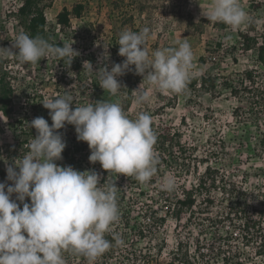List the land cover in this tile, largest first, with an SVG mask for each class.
I'll list each match as a JSON object with an SVG mask.
<instances>
[{"label": "rangeland", "instance_id": "374dc122", "mask_svg": "<svg viewBox=\"0 0 264 264\" xmlns=\"http://www.w3.org/2000/svg\"><path fill=\"white\" fill-rule=\"evenodd\" d=\"M20 1L0 0V48H11L15 36L24 31L17 23L16 10L12 9ZM256 1L260 3L257 7L253 6L251 0H240L241 6L250 17V22L241 26L238 31H232L229 26L225 29L217 28L201 15L210 0H42L48 30L55 15L64 6L70 8L74 2L84 3L81 15L75 17L71 14L69 27L53 36V40H62L66 44L74 42L72 47L79 55L73 59L80 67L75 68L72 62L68 66L55 57H48L41 58L36 64L29 63L31 72L28 73L21 67L17 58H0V70L6 72L14 88L12 112L7 116L0 113L1 149L3 150L5 145H13L18 138L20 124L17 120H21L22 124H29L33 118L43 117L51 125L49 110L42 105L45 99L67 93L74 97V104L71 105L73 108L95 101L92 82L96 81L99 85V68L107 64L110 70L113 63H121L125 59L118 54L117 43L121 32H139L148 27L150 37L144 47L150 56L155 50L177 47L176 41L187 40L194 53L195 75L217 76L213 91L194 89L189 87L188 83L185 91L180 94L170 91L156 92L141 105L135 102V89L151 87L147 84L146 77L137 75L134 71L117 77L122 86L117 95L109 97L110 102L119 101L123 108V104L130 97L129 106L125 110L130 119L136 118L141 112L147 113L156 126L177 127L181 132V140L185 142L186 152L182 156L184 160L191 162L190 170L180 171L176 164L169 162L159 173V187L163 188V183L169 176L175 177L176 186L194 184L196 175L208 164L219 167L234 188L231 191L227 189V193L236 195L240 192L247 208L255 206L264 210V148L258 144L259 128H264V113L259 120L253 115L251 118L243 117L244 112H251L246 98L233 97L223 85L224 81L234 79L246 68L256 70L260 77L264 76V67L256 61L254 51L240 53V47L235 50L230 48L236 45L238 32L252 24L254 33L264 36V0ZM219 42L222 43L221 47L216 45ZM105 49L108 59L101 62L100 58ZM107 53L105 52V55ZM232 56H237L238 59L234 61ZM87 61L92 63L94 71L88 72L83 67ZM97 91L104 101V90L99 87ZM237 106L243 108L238 115L233 111ZM79 155L85 163L84 167L88 166L100 174L95 164L88 160L90 149L87 144ZM56 163L67 166L64 159ZM2 165L3 168L0 162V171L3 169L0 182H5L6 163L2 162ZM11 183L7 181V184ZM100 186L103 188L104 183ZM136 187L135 183L125 185V196L133 198L132 205L124 203L127 204L129 223L122 226L119 217V220L111 225L109 232H114L113 237L121 239L123 243L117 245L115 241H110L115 251L108 256L107 264H118L117 260L125 258L126 254L137 253L143 249L151 255L153 264H168L177 242H181L182 250L193 249L196 242L199 246L204 243L207 246L210 243L222 246L221 248H225L228 242L232 250L239 248L238 256L245 261L244 264H250L252 260L254 264H264V254L256 255V247L244 245L237 235H233L234 238L230 241L218 239V236L228 233L226 227L229 226L227 223H221L217 227H211L205 220L207 213H196L197 215L187 221H178L172 216H167L162 225L155 226L147 218V203L152 204L148 196L151 192L145 187H142L145 192ZM212 194L214 202L209 204L207 209L209 215H213L215 210L220 211L228 201L227 195L221 191H214ZM122 209L126 210L125 205ZM122 209H119V214ZM154 209L163 214L165 206L158 202ZM260 220L264 230V213ZM139 227L145 230L143 237L138 236ZM257 244L259 242L254 243L255 246ZM209 253H206L203 264H222L219 257ZM62 255L65 264H71L77 256L69 251ZM97 259L98 257L91 262L87 259V263L94 264Z\"/></svg>", "mask_w": 264, "mask_h": 264}, {"label": "clouds", "instance_id": "9594fccd", "mask_svg": "<svg viewBox=\"0 0 264 264\" xmlns=\"http://www.w3.org/2000/svg\"><path fill=\"white\" fill-rule=\"evenodd\" d=\"M201 15L232 31L250 22L240 0H210ZM149 37L148 27L139 32H121L118 54L125 59L113 63L110 70L107 64L99 68V85L104 91L117 95L122 86L117 77L129 71L146 77L151 86L135 89L137 105L156 92L185 91L195 75L190 43L176 41L177 47L155 50L150 56L144 47ZM73 43L55 46L43 37L21 31L11 48H0V58L13 56L21 63L36 64L41 58L55 57L58 61L67 59L70 66L79 55ZM105 52L101 62L108 59ZM83 67L94 71L91 62ZM73 100L67 93L45 99L42 105L49 110L51 125L43 117L33 118L29 126L36 135L28 145V153L18 162L6 163V181L0 182V264H65V251L91 262L112 247L105 233L119 220L117 188L113 182L102 188L95 170L79 171L56 163L63 159L66 147L62 133L56 130L66 124L74 126L78 141L87 143L88 160L99 162L108 174H123L146 183L157 172V137L150 115L141 112L130 119L119 101L100 100L72 108ZM175 187V177H167L163 190L172 192ZM26 197L29 202H25ZM122 243L116 239L117 245Z\"/></svg>", "mask_w": 264, "mask_h": 264}, {"label": "trees", "instance_id": "16d2710c", "mask_svg": "<svg viewBox=\"0 0 264 264\" xmlns=\"http://www.w3.org/2000/svg\"><path fill=\"white\" fill-rule=\"evenodd\" d=\"M41 1L42 0H22V3L17 7L15 12L17 23L21 26L24 32L29 34L31 37L40 36L55 46H63L66 43L62 40H53V36L56 35L58 31L63 32L67 29L70 25V15L72 14L75 17H79L85 5L82 2H74L71 4L70 8L64 6L55 15L54 22L48 30L46 26L47 21L44 15V8ZM251 1L255 7L260 4L256 0ZM215 25L219 29H225L228 27L223 23H215ZM259 36L254 33V25L252 24L247 29L240 30L238 32V38L236 40L237 47L236 45H233L230 48L235 50L240 47V53L254 51L256 61L264 67V36ZM216 45L221 47L222 43L219 42L216 43ZM237 59V56H232V60L236 61ZM59 62L68 64L67 59L60 60ZM72 63L75 68L80 67L76 60L73 59ZM20 65L26 70V72H31L29 63L20 62ZM216 84L217 76L214 74H199L194 75V77L190 80L189 87L213 91ZM92 85V89L94 91L93 95H95L96 100L91 101L89 104H95L102 100L101 96H98L97 94V89L100 85H98V82L96 81H93ZM223 85L233 97L246 98L251 112L247 114L244 112L243 117L251 118L253 115L255 119H260L264 113V76L260 77V74H258L256 70L246 68L234 79L229 78L228 81H224ZM128 90L131 91L130 88ZM13 92L14 88L11 84L10 78L6 75L5 71L0 70V113L3 115L7 116L12 112ZM110 96L111 94L105 90L104 101L110 102ZM129 98L130 97H128L127 101L123 104L124 111L129 106ZM160 99L161 97H159V100ZM242 110V106H237L233 111L236 115H238V113ZM17 122L20 124L19 135L18 138L15 139L14 144L5 145L3 150L0 147V157L4 158L0 159L1 168H3L2 162H18L25 154H27L29 151L28 145L31 139L36 135V130L34 128H30L29 124H22L21 120H17ZM152 128L157 137L154 145V151L159 158V163L157 165V172L148 182L141 183L134 177H126L123 174H108L106 170L102 169L99 162L95 163V166L100 172V183L102 185L104 183L105 187L113 182L116 186L118 209L124 208V205L126 207V210H120V222L125 225H128L129 223L127 219L129 217L127 204L129 203V205H132L133 198L131 196H125L124 188L127 183H135L137 184L136 188L139 187L140 189L145 187L151 192L148 196L152 204L150 202L147 203V206L149 207V210H147L149 211L147 218L151 220L155 226L159 227L162 225L167 216H172L178 221L183 219L187 221L197 215L196 213H207L205 220L211 225V227H217L221 223H227L229 228H231L229 229L226 227V232L228 233L224 235L221 234L222 236H218V239H222L224 242L230 241L234 238L233 235H237L244 245L254 248L256 247L254 252L256 255H263L264 230L261 227L262 222L260 219L264 210L263 208L255 206L247 208L245 202L242 200V196H240V192H237L238 194L236 195L234 193H227V189L231 191L234 188L231 187L230 183L226 179V176L223 172H221L219 167L207 164L203 171L196 175V182L194 184H180L176 186L172 192L165 191L163 188L159 187V173H161L162 169L167 166L169 162H173L177 165L180 171L185 172L190 170L191 162L184 160L182 156V154L186 152V146L185 142H183L180 138L181 132L177 127H171L170 125L156 126L152 122ZM56 131L61 132L64 140L69 143H66V147L62 152V157L66 161V164L71 165L74 169L79 171L89 169L88 166L84 167L85 163L80 159L79 155L81 153V149L87 143L76 139L74 126L66 124L63 129ZM259 131L260 137H258V144L261 148H264V128H259ZM0 173H3V169H1ZM118 181H120L119 184ZM119 187H121L122 190H119ZM214 191H221L226 194L228 201L225 206L220 209V211L215 210L213 215H209L207 209L209 208V204L214 202L212 194ZM25 202H29L27 197ZM158 202L163 203L165 206L163 214L158 213L154 209V205ZM20 206L22 207V204ZM144 232V228H138V236L143 237L145 235ZM114 234V232H107L105 233V238L113 242L115 241L113 237ZM257 242H259V244L255 246L254 243ZM225 246V248H221L222 246H214V244L210 243H208L207 246L205 243L203 246H199L196 242L193 249L185 248L182 250L181 242H177L174 250L171 252V258L168 260V264H203L206 260L207 252L213 253L214 256L216 255L219 257L222 264L245 263V261L243 262L241 257L238 256L239 248H234V250H232V246L228 242H226ZM114 251L115 248L112 246L108 251L102 254L104 255V259L109 258L108 256ZM81 258L82 260H85V257L82 256ZM144 258L145 254L140 256V259ZM250 264H254V261L252 260Z\"/></svg>", "mask_w": 264, "mask_h": 264}, {"label": "built area", "instance_id": "2783aa9c", "mask_svg": "<svg viewBox=\"0 0 264 264\" xmlns=\"http://www.w3.org/2000/svg\"><path fill=\"white\" fill-rule=\"evenodd\" d=\"M22 3V0L16 5L14 6L12 9L15 11L17 10V7ZM121 225L123 226H127L125 224H122ZM115 239V242H116V239L117 237H114ZM145 254V258L144 259H140V256L141 255H144ZM82 256L81 255H77L74 257V260L72 261L71 264H88L87 263V258H85V260H82L81 258ZM125 258L123 259H119L117 260V263L118 264H153V259L151 258V255L146 252L145 249H143L142 251H138L137 253H133V252H130L129 254H126L124 256ZM107 259H104V255H101L98 257V259L96 260V262H94V264H107ZM117 259V257H116ZM76 261V262H74Z\"/></svg>", "mask_w": 264, "mask_h": 264}]
</instances>
